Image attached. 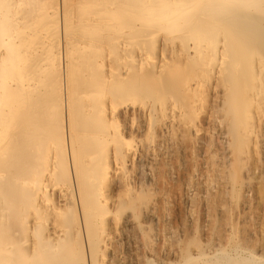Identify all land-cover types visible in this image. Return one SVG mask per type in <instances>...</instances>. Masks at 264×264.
Here are the masks:
<instances>
[{
    "label": "bare ground",
    "instance_id": "obj_1",
    "mask_svg": "<svg viewBox=\"0 0 264 264\" xmlns=\"http://www.w3.org/2000/svg\"><path fill=\"white\" fill-rule=\"evenodd\" d=\"M207 102L236 148L256 134L264 0H0V264H129L150 205L134 172ZM239 246L204 262L264 264Z\"/></svg>",
    "mask_w": 264,
    "mask_h": 264
},
{
    "label": "rangeland",
    "instance_id": "obj_2",
    "mask_svg": "<svg viewBox=\"0 0 264 264\" xmlns=\"http://www.w3.org/2000/svg\"><path fill=\"white\" fill-rule=\"evenodd\" d=\"M209 104L207 102L203 111L201 110L202 112L197 115L200 122L199 132H181L175 139L176 141H173L175 144L173 145L172 142L171 145V147L178 150L170 147L168 157L156 158L153 162L154 165L153 163L145 165L142 162L139 164L140 166H137L136 172H134L135 177H132L134 182L132 184L136 190L145 187L143 191L145 194L148 192V196L146 194L147 198L144 196L145 194L142 195L145 200L148 199L147 202L150 204H148L150 217H139L140 226L131 235L130 244L134 248L133 251L137 247L141 248L134 252L135 257L128 261L129 264L134 263V261H136L134 264H147V262L152 264H177V262L180 263L183 259L182 255L186 252L192 256V259L184 264H208L204 262V258L210 257L214 250L231 248L235 245H240L239 247L242 249L247 248V250L261 255L264 260V130H262L264 129V111L262 113L263 117L262 114H258L256 134L244 143L245 146L242 144L241 148L238 147L239 145L236 148V142L234 143L233 139L229 137L227 124H223L225 122L224 115L221 111L216 110L218 109L216 105ZM210 114L221 115V117L217 116L213 121L208 120ZM210 127H212L211 130ZM222 132H226V136ZM184 139L186 140L184 141ZM232 141L235 145H232ZM239 148L246 150L244 157H239V155L237 157ZM231 152H234L235 156ZM231 155L235 157L234 160L242 158L236 160L238 161L236 164H241V162L242 164L234 165ZM164 165L167 166L164 167ZM239 167L240 169H238ZM232 169L236 174H232ZM143 170L145 173H143ZM237 170L239 171L237 172ZM139 175L142 177L141 179ZM236 176L239 177L235 178ZM229 178L232 181L234 178L233 187L231 186L232 181L229 182ZM243 179L246 180L243 181ZM234 186L235 189H232ZM144 230L147 231L148 236ZM138 231L140 235H138ZM142 233L145 235V239ZM146 237L149 239L147 240ZM140 238L144 240L140 241ZM146 246L148 247L146 248ZM146 250L148 251L146 252ZM203 255L205 257L200 259ZM183 262L184 260L180 264Z\"/></svg>",
    "mask_w": 264,
    "mask_h": 264
}]
</instances>
